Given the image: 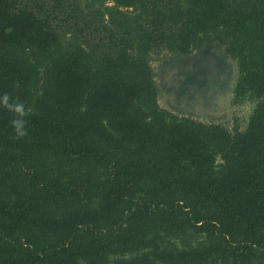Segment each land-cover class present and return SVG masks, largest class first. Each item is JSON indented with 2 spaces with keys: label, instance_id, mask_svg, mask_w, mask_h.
Instances as JSON below:
<instances>
[{
  "label": "trees",
  "instance_id": "1",
  "mask_svg": "<svg viewBox=\"0 0 264 264\" xmlns=\"http://www.w3.org/2000/svg\"><path fill=\"white\" fill-rule=\"evenodd\" d=\"M212 44L243 130L157 104L151 55ZM4 94L0 264H264V0H0Z\"/></svg>",
  "mask_w": 264,
  "mask_h": 264
},
{
  "label": "rangeland",
  "instance_id": "2",
  "mask_svg": "<svg viewBox=\"0 0 264 264\" xmlns=\"http://www.w3.org/2000/svg\"><path fill=\"white\" fill-rule=\"evenodd\" d=\"M209 51L211 57L216 58L220 54L219 57L221 59L223 58L221 48L212 44L209 47L208 52ZM220 52H222V54ZM202 56V52H196L177 60V58L166 50H159L157 53L151 55L150 64L155 72V81L159 89L157 94L158 106L167 109L174 114L190 116L199 121L226 122L230 127L235 123L240 130H243L254 106L253 101L244 99L238 103H231L228 115L223 111V107H221V109L219 108V110L216 109V112L211 113L209 110V107L211 106H209L208 103H202L201 106L198 104L196 105L195 101L198 96L201 97V93L198 92L199 87L197 83H191L192 78L190 77V71L198 64V61L199 63L201 62L200 60L202 59ZM191 88L197 89L195 95H192ZM201 88L202 87H200V90ZM182 96H185L186 99L191 97L190 99H192V103L183 99ZM232 97L233 93H231V99ZM180 99L183 102L189 103L188 108H183L182 105L178 103ZM193 107L197 108V111H193ZM217 162H220V159H217Z\"/></svg>",
  "mask_w": 264,
  "mask_h": 264
},
{
  "label": "flooded vegetation",
  "instance_id": "3",
  "mask_svg": "<svg viewBox=\"0 0 264 264\" xmlns=\"http://www.w3.org/2000/svg\"><path fill=\"white\" fill-rule=\"evenodd\" d=\"M210 45L203 47L202 49L195 51L196 52H202L203 56L202 59L200 60L201 62L196 66H194L191 69L190 77L192 78V84L197 83L199 87V91L201 94V97L198 96L196 101L198 99H202L203 101H195L196 105H202V103H209L210 101L212 102V96L211 94H218L220 93L221 98L225 95V92L229 89V81L231 80V72H232V64L230 61H228V56L222 54L223 58L221 59L219 56L216 58L211 57L210 51L209 50ZM206 52V53H205ZM191 53V54H193ZM190 54V55H191ZM183 57V56H182ZM181 57V58H182ZM177 58V57H175ZM180 58H177L179 60ZM235 61L234 59H232ZM237 63V62H236ZM195 86V85H194ZM200 87L201 90H200ZM191 93L195 95L197 93V89L191 88ZM215 96V95H214ZM184 99V96H182ZM191 97L187 98V101H190L192 103ZM224 100V99H222ZM183 108H188L189 103L188 102H183L181 99L179 102ZM195 105V104H194ZM210 106V105H209ZM217 105H214L213 107H209V110L212 112H216ZM220 108V107H219ZM200 109V108H199ZM221 109V108H220ZM193 111H197V108L193 107ZM224 111V109H223ZM214 115V114H212Z\"/></svg>",
  "mask_w": 264,
  "mask_h": 264
},
{
  "label": "clouds",
  "instance_id": "4",
  "mask_svg": "<svg viewBox=\"0 0 264 264\" xmlns=\"http://www.w3.org/2000/svg\"><path fill=\"white\" fill-rule=\"evenodd\" d=\"M8 94H4L0 97V104L16 114V118L11 121L14 131L17 136H23L26 134V129L24 128L25 120L23 117L26 115V110L23 103H9Z\"/></svg>",
  "mask_w": 264,
  "mask_h": 264
},
{
  "label": "water",
  "instance_id": "5",
  "mask_svg": "<svg viewBox=\"0 0 264 264\" xmlns=\"http://www.w3.org/2000/svg\"><path fill=\"white\" fill-rule=\"evenodd\" d=\"M228 61H230V63L232 64V72H231V80L229 81V89L225 92V95L223 96V98H221L220 93H218V94L215 93L214 94L215 96L213 94H211L212 99H214V100H212V102L210 101L208 103L212 107L214 105H217L220 108L223 107L224 112L227 115L230 112V108H231V93H232V89H233V86H234V83H235V80H236V76H237V73H238V66H237L236 61H233L232 58H228ZM184 99H186L185 96H184ZM219 99H224L221 105L219 104V101H218ZM198 100H199V102L203 101L202 99H198ZM219 107H217L218 110H219Z\"/></svg>",
  "mask_w": 264,
  "mask_h": 264
},
{
  "label": "bare ground",
  "instance_id": "6",
  "mask_svg": "<svg viewBox=\"0 0 264 264\" xmlns=\"http://www.w3.org/2000/svg\"><path fill=\"white\" fill-rule=\"evenodd\" d=\"M218 101H219V104H222V102H223V100H222V99H219Z\"/></svg>",
  "mask_w": 264,
  "mask_h": 264
}]
</instances>
